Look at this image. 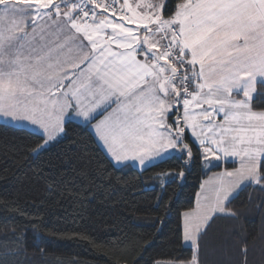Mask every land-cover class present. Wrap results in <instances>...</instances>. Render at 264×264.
I'll list each match as a JSON object with an SVG mask.
<instances>
[{
    "label": "snow or ice",
    "instance_id": "6c2138e0",
    "mask_svg": "<svg viewBox=\"0 0 264 264\" xmlns=\"http://www.w3.org/2000/svg\"><path fill=\"white\" fill-rule=\"evenodd\" d=\"M76 117L96 121L116 165L162 162L176 149L192 161L188 130L205 160L239 159L205 181L196 209L184 213L191 258L154 261L202 264L216 219L238 217L227 205L252 185L264 193V0H0L3 123L38 126L30 153L39 157L67 139Z\"/></svg>",
    "mask_w": 264,
    "mask_h": 264
},
{
    "label": "trees",
    "instance_id": "16d2710c",
    "mask_svg": "<svg viewBox=\"0 0 264 264\" xmlns=\"http://www.w3.org/2000/svg\"><path fill=\"white\" fill-rule=\"evenodd\" d=\"M65 131L67 139L36 157L30 149L41 143L39 132L0 121V258L8 252V264L189 260L195 249L183 242V213L194 208L207 174L235 169L237 161L204 170L201 150L186 134L192 161L171 154L137 169L114 164L86 123L74 120ZM63 151L80 159L61 163L56 156ZM258 188L240 191L227 205L237 218L216 219L202 264H244L245 247L246 264H264V193Z\"/></svg>",
    "mask_w": 264,
    "mask_h": 264
},
{
    "label": "crops",
    "instance_id": "0c3cea01",
    "mask_svg": "<svg viewBox=\"0 0 264 264\" xmlns=\"http://www.w3.org/2000/svg\"><path fill=\"white\" fill-rule=\"evenodd\" d=\"M115 105H113V107H114ZM109 111H111V109H109ZM105 114H107V113H105ZM103 117H98V119H102ZM2 120V122H3V118L1 119ZM75 121H78V122H82V123H85V122H83V118L82 117H76L75 119H74ZM169 122H171V121H169ZM21 123H27V122H17V121H12L11 123H9V124H12V125H15V126H19ZM95 123H96V121H93L92 122V125H89V128L91 129V131H92V133H93V135H94V137H95V139H96V141L98 142V144H99V146L105 151V153L108 155V157L111 159V161L114 163V164H116V162L114 161V160H112V158H111V156H110V154L109 153H107V149H106V147L103 145V143L101 142V141H99V138L94 134V125H95ZM35 125H31V124H27V128L28 129H31V130H33ZM37 127V126H36ZM34 131H37V130H34ZM189 131V132H188ZM187 131V135H188V137L193 141L195 138L194 137H191V133H190V130H188ZM39 132V131H38ZM196 144L199 146V142L197 141L196 142ZM201 148V147H200ZM179 150L178 149H176V150H169V153H165V157H167V156H169V155H171V154H178L179 152H178ZM224 159V160H223ZM227 159H229V160H227ZM234 159H238V158H234V157H225V158H221L220 159V161H230V160H234ZM157 161H159V157H157V158H155L154 160H147L146 162H145V165H140V163H139V161L138 160H132V159H129V160H127V161H124V162H122L121 164H119V165H123V164H131L133 167H136L137 169H143V168H145V167H147L148 165H150V164H152V163H154V162H157ZM235 161H237V163L239 162V159L238 160H235ZM224 171H226V170H221L220 172H224ZM227 171H229V170H227ZM213 173V175H214V172H211V173H209V174H207V176L206 177H208V176H210L211 174ZM205 177V178H206Z\"/></svg>",
    "mask_w": 264,
    "mask_h": 264
},
{
    "label": "rangeland",
    "instance_id": "374dc122",
    "mask_svg": "<svg viewBox=\"0 0 264 264\" xmlns=\"http://www.w3.org/2000/svg\"><path fill=\"white\" fill-rule=\"evenodd\" d=\"M1 119H2V118H0V121H2ZM33 128H34L33 130H37V131H39V132L42 131L41 129H39L38 126L36 127V125H35ZM188 132H189V131H188ZM186 133H187V131H186ZM186 133H185V135H186ZM184 142L187 143L186 140H185ZM199 148H200V147H199ZM200 150H201V154H202V157H203V168H204V170H207L208 167L211 166L213 162L220 161V160H215V159H214L213 157H211V156L209 157L208 160H205V159H204V150H203V148L201 147ZM178 152H179V151H178ZM178 154H179V153H178ZM222 158H225V157H222ZM186 160H187V162H190V161H188V158H186ZM223 160H224V159H223ZM227 160H229V159H227ZM235 160H238V159H234V161H235ZM221 162H222V161H221ZM238 167H239V162H238L237 168H238ZM233 170H234V169L229 170V171H233ZM226 171H227V170H226ZM220 173H222V172H220V171L214 172V175H213V173H212L210 176L206 177V178L202 181L201 188H200L199 192L197 193V196H196V199H195V206H194V208L191 209V210L185 211V212H191V211H193L194 209H196V207H197L198 197H201L202 195L205 194V192L202 190V185H204V188L207 189V188L209 187V185H205V181H209L210 178H211V179H215L216 176H218V174H220ZM181 181H183V177H181ZM185 212H184V213H185ZM184 213H183V222H184ZM183 242H184L185 245H190V246H192L190 241H184V239H183Z\"/></svg>",
    "mask_w": 264,
    "mask_h": 264
}]
</instances>
